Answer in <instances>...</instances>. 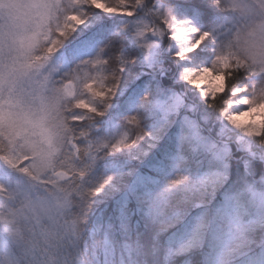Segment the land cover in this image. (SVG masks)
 <instances>
[{"label": "trees", "instance_id": "obj_1", "mask_svg": "<svg viewBox=\"0 0 264 264\" xmlns=\"http://www.w3.org/2000/svg\"><path fill=\"white\" fill-rule=\"evenodd\" d=\"M156 1L185 15L201 30H212L228 18L215 10L213 23H205L199 14L186 13L174 0ZM208 3L212 7L211 0ZM148 15L145 10L140 18ZM129 23L124 22L125 27ZM118 30L119 25L113 29ZM163 37V47L151 68L126 32L112 37L115 46L107 54L120 52L123 72L113 94L95 101L97 113L87 114L77 129V135L85 133L78 143L87 151L70 162V169L83 175L71 178L78 209L75 213L70 210L75 227L65 264H203L204 253L197 248L192 231L194 221L223 204L224 198L242 189L244 182L262 185L259 180H264V164L257 156L239 158L236 146L229 144L223 160L215 158L214 153L225 147L223 140L212 122L206 125L204 118L197 120V101L179 80L184 68L200 61L178 60L173 48L167 57V39ZM160 74L165 75L163 79H159ZM233 83L251 87L253 82L236 77ZM170 90L195 108L191 112L184 106L182 115L173 112L161 120L154 104L164 94L169 96ZM215 104L224 105L221 101ZM204 115L212 118V114ZM187 118L196 125V138L186 129ZM113 126L127 135L124 141L112 137ZM185 177L212 179L218 188H213L209 203L185 195L180 183ZM250 215L260 219L259 211ZM256 262L264 264V249H256Z\"/></svg>", "mask_w": 264, "mask_h": 264}, {"label": "snow or ice", "instance_id": "obj_2", "mask_svg": "<svg viewBox=\"0 0 264 264\" xmlns=\"http://www.w3.org/2000/svg\"><path fill=\"white\" fill-rule=\"evenodd\" d=\"M174 2L186 13L199 14L205 23H213L215 10L222 11V0H211L212 7L208 0ZM10 3L17 5L20 24L7 41L0 33V167L35 178L33 161L54 160L56 137L77 130L87 114L97 113L94 102L113 94L123 72L120 52L107 53L115 46L112 37L132 28L124 22H135L138 37L163 33L178 60L200 61L188 69L185 79L207 100L223 102L224 114L235 127L249 135L264 132V95L250 94L247 84H234L236 77L247 79L241 70L244 62L216 48L215 40L228 28L230 18L212 30H201L187 18L159 13L155 0H29L30 6L24 8L19 7L20 0ZM147 9L151 12L145 24L138 17ZM117 25L120 30L114 32ZM50 93L63 102V109L48 103ZM53 117L59 121L55 127L48 123ZM84 135L81 131L67 137V156L52 172L56 179L40 183L52 185L83 175L71 170L70 162L87 151L78 143ZM41 144H47V153ZM10 183L17 189L21 186ZM12 188L0 183V193L11 195ZM74 227L72 223L71 233ZM58 242V236L52 239L53 245ZM7 246L8 240L0 235V250ZM37 247L44 255L49 250V245Z\"/></svg>", "mask_w": 264, "mask_h": 264}, {"label": "clouds", "instance_id": "obj_3", "mask_svg": "<svg viewBox=\"0 0 264 264\" xmlns=\"http://www.w3.org/2000/svg\"><path fill=\"white\" fill-rule=\"evenodd\" d=\"M28 6L29 0H20V8ZM221 9L231 23L216 38L217 51L243 61L241 70L253 82L250 94L264 95V0H222ZM19 24L17 5L0 0V33L5 41ZM49 96L52 98L48 103L53 108L59 105L63 109V102L54 93ZM48 123L55 127L59 121L53 117ZM72 134H77V130L69 129L56 137L54 160L33 161L35 178L23 176L20 188L13 187L11 195L0 193V235L8 240V246L0 250V264H65L73 219L70 210L75 213L78 209L76 186L68 178L52 185L39 181L56 179L52 172L66 158L67 137ZM256 136H264V132ZM40 146L45 153L49 151L47 144ZM180 183L186 196L197 197L206 204L213 188H218L208 177H185ZM257 211L258 220L250 215ZM192 231L197 248L204 253L203 264H257L256 249H264V186H247L226 196L223 204L194 221ZM57 236L59 242L53 245L52 239ZM45 245H49L46 255L37 247Z\"/></svg>", "mask_w": 264, "mask_h": 264}, {"label": "rangeland", "instance_id": "obj_4", "mask_svg": "<svg viewBox=\"0 0 264 264\" xmlns=\"http://www.w3.org/2000/svg\"><path fill=\"white\" fill-rule=\"evenodd\" d=\"M156 6L158 9L159 13L164 14L165 16L167 15H172L178 19H183L187 18L185 15H181L180 13L172 10L167 9L162 3L159 1H156ZM147 11L150 13L151 9H147ZM138 20H144V23L147 24L148 20L143 18H138ZM190 20V19H189ZM191 21V20H190ZM193 24V22L191 21ZM128 25H132V28L125 31L128 36L130 37L131 41L133 44L140 50L142 54V58L145 61L147 67L151 68L157 61V57L159 52L161 51V47H163L164 44V37L163 33L160 35H152L151 37L145 36V37H138L136 35V30H135V22H130ZM127 28V27H126ZM174 47L173 43L168 41L166 42L165 48H166V53L168 54L167 57H170V53L172 48ZM187 62V61H186ZM196 66H189L187 68H184L180 74L179 80L181 82H184V85L190 88L192 96L195 98L197 102H194L195 105H197V110L196 112L197 115V120L201 121V118L205 119L204 123L208 125L210 122H212L211 126H213V129L215 130V133L217 136L221 138L222 143L224 144V148L216 151L214 153L215 158L218 161L223 160V157L229 152V144H234L236 146V152L238 153V157L241 158L244 155L246 156H257L256 159H260L263 164H264V136H256V135H249L242 131L240 128L235 127L227 118V116L224 114V108L225 105H222L221 107L214 106L213 101H209L206 98H204L201 94L199 89L193 87L186 79L185 75L190 68H195ZM165 75L160 74L159 79H163ZM203 86V85H202ZM167 96V97H166ZM187 107L189 111L194 110L193 105L187 106L186 103L184 102L183 98L178 95L174 90H170V94L165 95L158 99L156 103L154 104L155 109L157 110V113L161 117V120H164L169 113H179L183 114L181 112L182 107ZM229 110H237V109H229ZM204 114H212V118H207L205 117ZM187 121L189 123L187 124L188 126L186 127L187 131H189V134L191 137L195 136L197 137L196 133V125L192 123V120L187 118ZM191 121V122H190ZM111 134L113 135L112 137H115L119 140V142H122L126 139L127 135L120 131L117 127L115 128L114 126L112 127V130L110 131ZM258 152L259 154H257ZM234 162L235 164L239 165L238 158H235V155H233ZM264 166V165H263ZM250 174V172L248 173ZM10 181H15L18 183H21L23 181V176L11 171H8L1 167L0 170V183H4L8 187H15L14 183H10ZM259 182L262 184L260 186H264V180L260 179ZM247 186H258L254 185L251 183H243L242 188L247 187ZM74 232V231H73ZM68 242H71L73 240V233L69 235L67 238Z\"/></svg>", "mask_w": 264, "mask_h": 264}]
</instances>
